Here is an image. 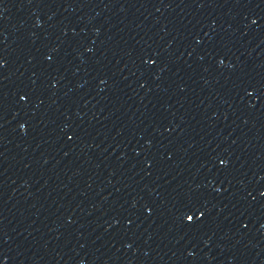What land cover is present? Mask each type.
Instances as JSON below:
<instances>
[{
	"label": "water",
	"instance_id": "95a60500",
	"mask_svg": "<svg viewBox=\"0 0 264 264\" xmlns=\"http://www.w3.org/2000/svg\"><path fill=\"white\" fill-rule=\"evenodd\" d=\"M0 134L92 264H264V0H0Z\"/></svg>",
	"mask_w": 264,
	"mask_h": 264
}]
</instances>
